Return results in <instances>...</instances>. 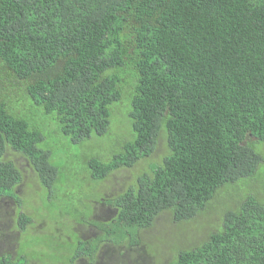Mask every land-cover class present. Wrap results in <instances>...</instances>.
<instances>
[{
	"label": "trees",
	"instance_id": "16d2710c",
	"mask_svg": "<svg viewBox=\"0 0 264 264\" xmlns=\"http://www.w3.org/2000/svg\"><path fill=\"white\" fill-rule=\"evenodd\" d=\"M20 87L28 108L15 111ZM122 105L130 130L119 139ZM52 123L73 145L107 138L120 149L85 159L83 182L148 161L124 192L104 197L99 244L63 209L74 183L48 148ZM262 169L264 0H0V199L27 206L14 229L30 232L3 240L15 252L3 250L0 264H102L111 252L113 263L117 245L143 247L139 231L165 212L178 234L207 231L167 264H264ZM28 176L35 189L22 200ZM258 176L235 205L221 201Z\"/></svg>",
	"mask_w": 264,
	"mask_h": 264
},
{
	"label": "rangeland",
	"instance_id": "374dc122",
	"mask_svg": "<svg viewBox=\"0 0 264 264\" xmlns=\"http://www.w3.org/2000/svg\"><path fill=\"white\" fill-rule=\"evenodd\" d=\"M25 97H27V95L23 87L18 88L14 94L12 93V109L17 111L18 109L28 108ZM126 107L127 105H122L121 108L118 107L119 111L118 113H116L119 115V117H121L120 110L122 108L125 109L123 110V124L122 122H114L113 127L115 132L112 127V133L114 132V134H119L117 135L119 139L122 134L127 133L130 130L126 120ZM32 111L29 114H31ZM124 123L127 124L125 125ZM117 124L120 127L116 126ZM56 128L57 125L55 123H52L49 126L44 125V132L48 148L51 151H54L55 154H57L55 156V164L58 166L59 174L61 175V177H63V180L69 179L68 185H72V183H74V190L71 191L73 199L64 201L62 203L64 205L63 209L65 210V212H68L73 216V219L76 222L77 226L87 231H91V234L87 235L88 238H90L92 235L100 236V238L98 239L95 238V240H91L93 244H99L103 239H106V237H102L101 235V233L105 230L102 228L103 223L101 222L103 221H101L100 218H105L104 222L108 221V219H106L108 215L106 214V210L104 208L111 207V204L103 202L105 200L104 197L106 198V200H109L110 198H112V195L114 197L117 196V194L124 192V190L133 181L137 170L143 169L148 166V161H141L137 164L135 169H120L115 173H112L109 178L103 181V183H93L91 185L88 180L87 182H83L82 180H80L83 177V172L86 170L89 171L90 169L88 164H84V160L91 157H96V155L103 157V154L106 156V158H110L114 155V153H118L120 149H114V143L109 141V139L107 138L104 139V142H102V144L100 143V141L89 143V145L85 146L88 148H85L81 145H73L69 142L68 139L65 138L64 135H56L54 133V129ZM160 155H153L149 160H158L160 158ZM16 162L19 165L22 164V160L20 159H17ZM261 173L262 178L258 176L253 179L251 178L249 180H243L239 182L240 184H238L237 186L230 187L222 191L219 194L221 201L225 202L226 204L232 203V205H235L236 200L239 197L243 196L248 188H253L256 186L258 178L264 181L263 169L261 170ZM24 181L25 182L20 185L16 191L22 200L28 198L35 189L34 182L33 188H31L30 186V176L26 177ZM90 181L93 180L91 179ZM70 182L72 183L70 184ZM104 204L107 205L104 206ZM21 208L29 212V210H27V206H21L17 201H11L7 198L0 199V240H2L0 241V254L3 253V250L9 251L11 253L15 252V246L9 247L5 244V242H3V240L8 235L15 234L22 238L30 233L27 231L25 233L20 232L19 234L14 229V227L16 228L17 213ZM110 212L112 213V211ZM171 217L172 214L170 212H165L157 220L153 228L143 229L139 231L143 247L145 245L147 246L145 249L146 252L150 250V247L154 248L155 250V254L150 251L153 254L150 259L147 257L145 251L143 250V247H131L130 249L132 250H128L127 252H125L126 242H124V244L117 245L115 248V254L117 253L119 255H117L119 258H115L114 262L112 263L111 260L113 257V252H111L108 256L106 255L105 260L103 259V264H164V262H169L175 257L178 250L180 249L179 247L182 244H185V242H188L189 244H191L192 242H196L202 239L207 233V231L205 230L197 229L195 227L193 228L194 224H192V228H190L191 225L186 226L188 230L183 232L180 231L178 234L177 225L170 222ZM54 231L56 232V229H54ZM49 233H52V231H50ZM75 234L76 231H74L73 234L74 238L76 237ZM171 249H173V251H171ZM101 250H99V252ZM167 262L165 264H167ZM95 264H97V262Z\"/></svg>",
	"mask_w": 264,
	"mask_h": 264
},
{
	"label": "clouds",
	"instance_id": "9594fccd",
	"mask_svg": "<svg viewBox=\"0 0 264 264\" xmlns=\"http://www.w3.org/2000/svg\"><path fill=\"white\" fill-rule=\"evenodd\" d=\"M69 233L67 232V230H61L60 232H59V235L58 236H65V235H68ZM101 260V262H102V264H103V259H100ZM105 260V259H104ZM97 262V264L99 263V260H97L96 261Z\"/></svg>",
	"mask_w": 264,
	"mask_h": 264
}]
</instances>
